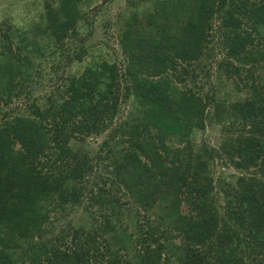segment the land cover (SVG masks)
Here are the masks:
<instances>
[{
    "label": "trees",
    "instance_id": "16d2710c",
    "mask_svg": "<svg viewBox=\"0 0 264 264\" xmlns=\"http://www.w3.org/2000/svg\"><path fill=\"white\" fill-rule=\"evenodd\" d=\"M84 1H46L36 23L0 26V101L29 89L36 65L61 72L52 94L0 126V264H264V0H127L123 69L72 73L88 52ZM214 37L243 99L200 95ZM212 121L222 140L196 147ZM107 130L104 155L72 147ZM216 162L244 174L213 178ZM128 201L136 235L122 226ZM79 207L87 222L58 225Z\"/></svg>",
    "mask_w": 264,
    "mask_h": 264
},
{
    "label": "rangeland",
    "instance_id": "374dc122",
    "mask_svg": "<svg viewBox=\"0 0 264 264\" xmlns=\"http://www.w3.org/2000/svg\"><path fill=\"white\" fill-rule=\"evenodd\" d=\"M46 1L50 0H0V26H4L3 23H5L10 24L14 28L22 29L23 27H28L32 21L36 23L38 16L43 12V4ZM79 8L85 18L77 26L78 37L89 34V38L85 42L88 52L83 61L79 65L74 64L69 71L78 73L84 66L104 61L109 64H115L121 71L125 58L119 42L118 28L120 23H122V19L127 18L133 10L128 5L127 0H86L79 5ZM217 44L218 38L214 37L211 44L213 51L211 53L209 51L208 57L200 61V65H203L205 70L200 80L196 83L200 89V95L205 98L213 94L215 100L225 101L226 103L234 102L239 98L243 99L246 97V89H244L243 83L235 82L237 78L230 79L225 77L223 70L217 67V62L221 60V57L214 55V46H217ZM35 69L41 70L42 73L36 80H33L32 84L29 85V89H25L23 94L12 97L10 101H0V126L16 115L22 116L27 113L28 106L32 101H41L46 95L52 94L55 87H57L61 72L56 75L53 73L48 74L46 64L41 67L36 65ZM131 111L133 109L130 101L125 104L121 103L115 119L116 123L124 119ZM108 134L109 131L107 130L85 139L72 141V147L75 150L85 151L90 157L100 151H102L101 155H104L106 148L102 147V144L107 139ZM222 138L221 125L212 121L205 127L203 132H197L192 141L196 147L200 146L201 142L217 146ZM104 165L105 162L97 164V172L100 177L109 175V169L104 167ZM210 173L213 178L222 179L227 183H235L236 179L244 174V172L232 167L230 163L222 165L219 162L210 166ZM89 179L94 178L90 176ZM122 197L124 198L123 201L127 200V197ZM126 203L128 205L123 207L122 226L127 228V234L136 235L135 222L138 213L135 212V207L129 201ZM153 219H156V215ZM87 220V213L83 208L79 207L74 213L70 214V217L59 219L57 223L62 225L71 221L73 225L78 226L87 222ZM176 243L178 244L179 240Z\"/></svg>",
    "mask_w": 264,
    "mask_h": 264
}]
</instances>
